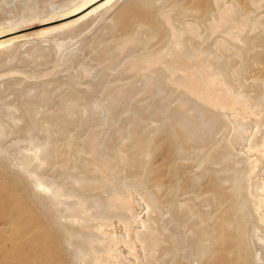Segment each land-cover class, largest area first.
<instances>
[{
    "label": "rangeland",
    "instance_id": "rangeland-1",
    "mask_svg": "<svg viewBox=\"0 0 264 264\" xmlns=\"http://www.w3.org/2000/svg\"><path fill=\"white\" fill-rule=\"evenodd\" d=\"M74 1L0 0V29L40 31L43 20ZM188 2L119 0L61 43L65 30L33 35L0 53V201L23 204L31 214L3 216L0 202V264H38L25 248L33 243L43 247L41 264H225L231 250L229 260L244 264L236 260L241 248L231 247L233 228L240 222L248 234L251 223L241 208L247 197L239 198L232 178L247 171L242 159L249 167L252 160L237 149L220 156L230 123L191 143L171 116H192L194 105L225 115L212 100L234 96L253 110L264 105V0H206L197 21L184 13ZM190 30L198 34L190 38L194 49L207 46L208 53L188 58L176 46ZM206 34L213 37L202 43ZM157 82L164 87L159 93ZM263 133L264 127L259 138ZM95 142L102 151H93ZM41 182L57 193L55 206L44 200ZM135 183L153 206L150 216L138 213L150 219L136 229L147 234L146 249L136 254L126 229L136 218L127 208ZM234 204L240 213L229 217ZM27 216L44 227L28 243L17 241L28 252L19 257L9 221ZM222 216L223 230L215 225ZM156 233L163 239L152 250ZM246 264L256 263L248 256Z\"/></svg>",
    "mask_w": 264,
    "mask_h": 264
},
{
    "label": "bare ground",
    "instance_id": "bare-ground-1",
    "mask_svg": "<svg viewBox=\"0 0 264 264\" xmlns=\"http://www.w3.org/2000/svg\"><path fill=\"white\" fill-rule=\"evenodd\" d=\"M118 2H119V0H75L74 1L75 4H73V6L67 8L60 15H58L56 17L53 16V17H50L48 19L43 20L39 26H41V27L45 26V28H42L40 31L25 33L24 31L27 29L17 30L18 28H16V27L10 28V29L9 28L8 29H0V53L2 51L12 47V46H18L20 42L27 40L28 38H30L33 35L44 36V35L59 31V30H65V31H67V33L65 34L64 38H62L58 42V43H61L64 41V39L66 37H69L72 34H74V35L77 34V31L72 32L74 30H77V28H79V27L81 28V26H86V25H89L91 23H95L98 20H100L103 17V15L108 10L112 9ZM205 4H206V0H189L188 6L186 7V10L184 13L186 16L189 17V18L187 17L189 20H196V21L200 20L205 16V13H204L205 10L202 9ZM225 22H226V19L222 18L220 26L224 27ZM199 26L201 27L204 25H202V23H200ZM73 28H75V29L71 30ZM183 33H185V32H183ZM188 33H189L188 36L185 37L184 39H181L182 38L181 37V38H177V40H176V46L177 47H180L181 45H183L182 52H184L186 54V57H188V58L194 57V56L196 57V56H201L203 54L208 53L209 49L207 46L200 48V50L196 51L194 49V45L190 42V40H191L190 38H192V37L196 38V37H198V34L194 33L192 30L188 31ZM212 37H213L212 34H206V35H204V38L201 40V42L206 43ZM221 37L222 36L217 35L215 38H217V40H220ZM44 43H47V41L41 42V44H44ZM223 70L226 72V74H229V71L227 70V68H223ZM156 89H157L158 93L164 89L161 82H157ZM212 104L215 106L214 108L219 109V112H224L225 115H222V114L220 115V113H218V112H213V111H209V110L207 111V110L200 108L197 105H194L191 107V110H193L192 116H188L187 114H177V112H176L175 114H173L171 116V118H174L177 125H179V127H180L179 132H180V134L183 135V137H182L183 141L184 142H191V143H194V142L200 143L204 139V137L209 134V132L213 131V129H214V128L212 129L213 126L214 127L218 126L219 124H221L223 122L230 123V125H231V131L230 132L231 133L229 135V138H227V140H226V144L224 146V151L220 153V156L222 154L228 155V156L233 155V151L235 149H237V151L240 150V152L247 153V155L250 156L249 159L252 160V162H250L251 167H249L247 164V161L242 159V162H244V164L246 166L245 170H247L246 171L247 173L245 172L246 176H244L245 173L243 171L242 173L235 174L232 178V182H233L232 187H235L236 190L238 189L239 198L244 193L247 197V198L240 199V201H241V208L242 209L245 208V205H246L245 211H246V215L248 216V220L251 223V226H250V230H249L248 234H245V225L244 224L241 225V224H239L240 222H238L237 224H239V225L236 224V226H234L233 229L235 231H237L238 234L236 235L234 233V236L232 237L234 243L232 244L231 247H233V249L234 248H241V250H240L241 252L239 253L236 260L243 263L242 259H244L245 260L244 264H246V259L249 256V257H251V260L254 263L264 264V133L259 138V132L261 131L262 127H264V123L262 120V116L264 114V105L261 104L257 107V110H255V109L253 110L252 108H250L245 103V100L241 99L240 97H236V96L232 97L231 99H229L228 101H225L223 103H219L216 100H214V101L212 100ZM61 120H62V117L58 121L61 122ZM212 122H215L217 125H212ZM256 133H257V141H255ZM176 134L178 135V133H176ZM31 138H33V137H31ZM180 144H182V143H180ZM98 147H100V144L95 142L94 146H93V151H96V153L102 151V150H96ZM42 151H46L45 148H43ZM250 153L252 155H250ZM185 154H186V152H185ZM254 156H255V158H254ZM215 159L216 158L213 157V160H215ZM215 162H218V161H215ZM138 186H139L138 183H135L134 185H130V187H129V190H130L129 195L130 196H129L128 202H127V208L129 210L130 214H132L134 217H136L135 222L133 223V221H131V222L129 221V223H131V224H129L128 228H126L128 230V236L130 238V241H131V243H133L132 249L134 250L133 252H135V254L140 249L141 250L146 249L145 241H142V238H144L147 235L146 233H144L140 237L138 232H136L137 231L136 229L138 227H147V220L150 219L149 216L153 210V206L151 204V201L148 199H145L138 192H136V187H138ZM39 188L41 189V193L43 194L44 200L46 201V203H48L52 207L55 206V200L58 198L57 193L50 186H48L42 182L38 184V189ZM236 190H235V192H236ZM221 196L223 197L225 195L222 194ZM0 202H1V206L3 207V211L1 210L3 212L2 214H4L3 216H6V217L9 216L10 217L11 215H15L19 218L20 216L22 217L23 215H25V217H26V215H31V214H28V212L30 210L27 211V214H24L25 213L24 209H26V206L23 204L14 202V203H7L5 205L4 204L5 202L3 200H1ZM233 209H234V212H233ZM141 211L142 212L147 211L148 215H149V216H147L148 218L147 217L143 218V216H142V218H138V213ZM227 211L228 210H226L225 214H227ZM230 212L231 213H230L229 217H232V216L234 217L237 213H240L236 210L235 204L230 209ZM3 216H0V217H3ZM29 217H30V219H28V221H25V220L22 221V219H19V223L12 222L13 220L11 221V219L9 221L10 224H12V226L14 227L13 228V231H14L13 234L14 235L17 234L15 239L14 238L10 239L12 237V234L9 235L11 237L8 238L10 241V246L16 247V249L14 248L15 251H17V249H20L17 246V241L20 242L21 245H22L23 241H27V243H28V240L31 238L30 236H33V234L39 228L41 229L42 227H44L40 222L32 225L35 219L31 218V216H29ZM29 217L27 216V218H29ZM227 222L228 221L225 220L222 216V217H219V220L217 221V223L215 225H217L218 228H221L223 230L222 225L227 224ZM233 223L234 222L230 223L229 227L232 228ZM127 224H128V221H127ZM7 226H9V223H7ZM13 231H11V233ZM107 232H108V229H107L106 233ZM222 233L220 231V235ZM9 234H10V231H9ZM18 236H19V238H18ZM219 238L220 237L218 236L217 239H219ZM115 239H116V237H115ZM117 239H116V242H117ZM162 239H163V234L156 233L154 235V238L152 240V244H153L152 250H155V248H157L162 243ZM9 241H6V242H9ZM35 241H36V239H35ZM30 243H31V241H30ZM118 243L119 242H117V244ZM174 243H175V245H174V250H173V253H174L173 256H174V258H176V256L178 255L177 249H178L179 244L176 240H174ZM2 245H4V244H2ZM18 245H20V244H18ZM36 245H37V243L36 244L33 243L30 247L25 246V248L27 249V251L29 250L32 253V259L41 261L42 260L41 257L44 253V251L42 249L43 247L41 248V245H39V244L37 245L38 247ZM249 247L251 249V252H248ZM23 248H24V246H23ZM21 249H20V251H21ZM41 249L43 252L41 251ZM24 250H22V251H24ZM225 250H227V249H225ZM22 251L20 252V254L17 252L19 254V257L21 255ZM229 252H234V251L233 250L228 251V254H230ZM25 253H28V252H25ZM242 253H243V255H242ZM12 254H13V252H12ZM228 254L224 255V258L226 261L225 264H232V263L235 264L236 261L229 260ZM135 256H137V255H135ZM125 257H126V255H125ZM21 258H24V256ZM30 262H32V261H30ZM39 262H38V264H41V262L40 263ZM43 263H44V261H43Z\"/></svg>",
    "mask_w": 264,
    "mask_h": 264
}]
</instances>
